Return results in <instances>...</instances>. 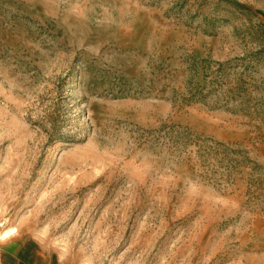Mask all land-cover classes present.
Listing matches in <instances>:
<instances>
[{
    "label": "rangeland",
    "instance_id": "1",
    "mask_svg": "<svg viewBox=\"0 0 264 264\" xmlns=\"http://www.w3.org/2000/svg\"><path fill=\"white\" fill-rule=\"evenodd\" d=\"M0 215L67 264H264L256 1L0 0Z\"/></svg>",
    "mask_w": 264,
    "mask_h": 264
},
{
    "label": "crops",
    "instance_id": "2",
    "mask_svg": "<svg viewBox=\"0 0 264 264\" xmlns=\"http://www.w3.org/2000/svg\"><path fill=\"white\" fill-rule=\"evenodd\" d=\"M255 1L264 18V0ZM6 223V221L2 222L0 215V230L5 229V226H10ZM0 264L67 263L63 259H59L55 252H52L37 239V233L18 228L16 231L0 237Z\"/></svg>",
    "mask_w": 264,
    "mask_h": 264
},
{
    "label": "bare ground",
    "instance_id": "3",
    "mask_svg": "<svg viewBox=\"0 0 264 264\" xmlns=\"http://www.w3.org/2000/svg\"><path fill=\"white\" fill-rule=\"evenodd\" d=\"M18 228L15 226H5V229L0 230V237H4L5 235L16 231Z\"/></svg>",
    "mask_w": 264,
    "mask_h": 264
}]
</instances>
